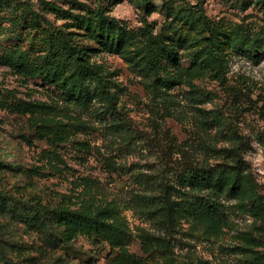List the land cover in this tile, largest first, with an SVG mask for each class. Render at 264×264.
Masks as SVG:
<instances>
[{
  "label": "rangeland",
  "instance_id": "obj_1",
  "mask_svg": "<svg viewBox=\"0 0 264 264\" xmlns=\"http://www.w3.org/2000/svg\"><path fill=\"white\" fill-rule=\"evenodd\" d=\"M29 1L42 10V0H0V56L41 63L51 42ZM53 1L105 9L133 47L151 36L155 47L175 45L187 30L198 31V47L204 35L227 47L198 70L179 47L154 85L123 54L94 51L115 94L110 114L103 98L83 105L0 63V264H254L250 249L264 253V0ZM192 167L238 176L258 201L223 195L221 225L208 231L175 213L206 194L179 182ZM164 202L174 209L167 226ZM104 209L89 227L56 218Z\"/></svg>",
  "mask_w": 264,
  "mask_h": 264
},
{
  "label": "trees",
  "instance_id": "obj_2",
  "mask_svg": "<svg viewBox=\"0 0 264 264\" xmlns=\"http://www.w3.org/2000/svg\"><path fill=\"white\" fill-rule=\"evenodd\" d=\"M41 4L42 10H36L30 1L25 4V8L32 13L37 29L48 30V38L51 42L48 54L41 63H36L26 55L14 52L0 56V63L10 65L27 76L39 77L54 84L66 99L79 101L83 105L90 98L92 100L93 96L103 98L108 103L105 111L109 114L115 105V94L111 91L109 81L105 80L100 69L91 61L94 51L104 48L110 52L123 54L127 61L152 77L151 85H154L163 84L165 79L161 77L158 69L163 65L177 64L180 59V49L184 48L185 53L190 57L191 69L198 70L201 66L211 68L213 65L211 54L218 58L227 47L212 35L208 38L204 35L198 47L199 39L194 35L198 31L192 30L175 36L177 41L175 45L169 43L164 47H155L158 39L151 36L143 47H133L134 34L107 15L105 9L83 6L76 10L74 7L67 8L64 4L53 0H42ZM49 14H52L55 20L63 19L64 22L57 24ZM203 23L208 25L206 20ZM192 25H195L193 20ZM205 30L207 29L203 31ZM208 31H212L211 25L208 26ZM251 52L255 55L256 48ZM179 180L184 187L205 190L206 194L182 201L175 213L192 218L211 232H216L221 225L218 210L219 199L223 195L240 199L248 196L254 202L258 201L255 196H251L252 191L247 187L246 181L238 176L226 178L221 174H215L209 168L192 167L182 172ZM163 205L165 215L160 219L168 220L165 224L167 226L173 217L174 209L170 210V202H164ZM107 211L108 209H104L95 215L76 210L62 211L60 213L62 217L56 218L66 220L70 224L77 223L89 227L90 224L97 225V222L90 220H103L105 215H109ZM158 213L156 209L155 214ZM39 218L31 217L29 213L25 216V220H39ZM250 250L254 264H264V253Z\"/></svg>",
  "mask_w": 264,
  "mask_h": 264
}]
</instances>
